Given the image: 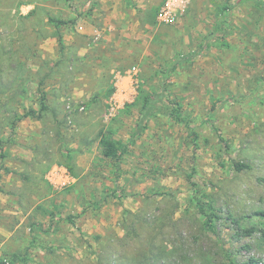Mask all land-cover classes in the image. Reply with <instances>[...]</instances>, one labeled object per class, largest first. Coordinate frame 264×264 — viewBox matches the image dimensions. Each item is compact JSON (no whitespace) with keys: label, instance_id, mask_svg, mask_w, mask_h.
Masks as SVG:
<instances>
[{"label":"rangeland","instance_id":"1","mask_svg":"<svg viewBox=\"0 0 264 264\" xmlns=\"http://www.w3.org/2000/svg\"><path fill=\"white\" fill-rule=\"evenodd\" d=\"M87 2L0 0V264H264V0H157L142 35Z\"/></svg>","mask_w":264,"mask_h":264},{"label":"trees","instance_id":"2","mask_svg":"<svg viewBox=\"0 0 264 264\" xmlns=\"http://www.w3.org/2000/svg\"><path fill=\"white\" fill-rule=\"evenodd\" d=\"M227 12V8H223L222 10H220V14L221 17L220 19H218L217 21V26H219L221 24V22L223 21V17L225 16ZM156 14V13H155ZM48 23L52 24L55 27H58L60 25L63 24H67L69 23L68 21H63L61 19H54L52 17H49L47 19ZM216 26V28H217ZM60 41V40H59ZM176 57V56H175ZM183 60L181 59V57L177 56L175 59H173V61H171L168 64L167 67V71L166 72H161V77L162 79L167 78V72L171 71L174 69V67L179 63L182 62ZM113 89L110 90L109 93H112ZM156 98V99H155ZM153 99L152 96L150 95H143L142 96V111L141 113H143L145 115V117L149 114H151V112L153 111L154 108H156L155 106L162 101V95H157V97H155ZM45 95L42 94L41 98H40V108L39 111L36 112L34 109H29L27 112L24 113V115H22V118H27V117H35V118H40L42 116V114L47 110V105L45 104ZM157 103V104H156ZM166 106H165V112L167 115L170 116H175V118H179L180 116V107L178 105V103L173 102V101H166L165 102ZM164 104V105H165ZM172 106V107H169ZM144 117V118H145ZM21 117H16L12 123H11V130L14 129V127L17 125V122H19L21 119ZM144 125H139V128L143 129ZM99 146L102 150V154L105 158H118L121 156L122 151L125 148V145L119 141H115L114 139H112L111 137L108 136V134L101 132L100 137H99ZM234 169L236 171H242L245 169H249V166L240 162H236L234 163ZM211 209V208H210ZM212 210V209H211ZM255 215H257L259 218L264 220V210H259L257 212H255ZM207 222L210 223L211 220L209 217H207ZM253 228L251 229H242V232L245 236H250L253 232ZM263 237H264V227H263V231H262ZM255 261L250 259L249 260V264H254Z\"/></svg>","mask_w":264,"mask_h":264},{"label":"crops","instance_id":"3","mask_svg":"<svg viewBox=\"0 0 264 264\" xmlns=\"http://www.w3.org/2000/svg\"><path fill=\"white\" fill-rule=\"evenodd\" d=\"M87 5L84 7H78L79 12L83 13L81 14L82 18L79 17V19L76 21L77 26H83L84 27V33L85 34H93L94 32H97V29L95 28L96 21L101 23L104 30H108L109 32H112L111 29H113L112 26V17L115 15V12L122 11L124 8H126V4H129V12L131 13V17L133 18V11L135 9L141 10L145 12L147 17L143 19L142 26L144 27V30L139 27L141 24H139L138 20L134 19H128L123 14H119L118 22L116 25H118L121 30L124 31V23L125 19L129 20V26L130 28L136 29V32L139 35H142L144 31H147L148 29H151V22H149V19L154 18L155 13L158 10L159 4L157 3V0H87ZM85 16H87L85 18ZM72 17V16H70ZM86 20L92 21V24H89L86 22ZM109 28V29H106ZM114 38V35H107L104 36L103 39L106 41H110V39Z\"/></svg>","mask_w":264,"mask_h":264},{"label":"built area","instance_id":"4","mask_svg":"<svg viewBox=\"0 0 264 264\" xmlns=\"http://www.w3.org/2000/svg\"><path fill=\"white\" fill-rule=\"evenodd\" d=\"M167 11H165L164 9L161 10V12L159 13V17L162 20H168V18L170 17V11L168 10V7L166 8Z\"/></svg>","mask_w":264,"mask_h":264}]
</instances>
